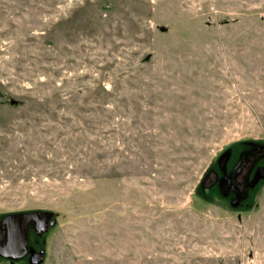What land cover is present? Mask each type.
<instances>
[{"label": "rangeland", "instance_id": "374dc122", "mask_svg": "<svg viewBox=\"0 0 264 264\" xmlns=\"http://www.w3.org/2000/svg\"><path fill=\"white\" fill-rule=\"evenodd\" d=\"M250 143L264 0H0V219L48 215L35 264H264V176L202 189Z\"/></svg>", "mask_w": 264, "mask_h": 264}, {"label": "flooded vegetation", "instance_id": "af4514ba", "mask_svg": "<svg viewBox=\"0 0 264 264\" xmlns=\"http://www.w3.org/2000/svg\"><path fill=\"white\" fill-rule=\"evenodd\" d=\"M247 146L236 154L231 149H226L216 159L214 166L206 171L204 185L202 189L215 192L220 201H228L232 209H238L251 197L252 190L260 177L264 176V145L246 144ZM36 213V212H25ZM24 214V213H23ZM38 220L46 218L45 226H40L36 222H30L26 229L27 245L25 256L16 260H5L9 263L28 258L31 264H35L34 258L38 256L29 246L31 233L39 235L46 229L48 215L39 212ZM2 219V218H1ZM0 219V220H1ZM41 228V229H40ZM6 229L0 225V246L7 244ZM1 258V257H0Z\"/></svg>", "mask_w": 264, "mask_h": 264}, {"label": "water", "instance_id": "95a60500", "mask_svg": "<svg viewBox=\"0 0 264 264\" xmlns=\"http://www.w3.org/2000/svg\"><path fill=\"white\" fill-rule=\"evenodd\" d=\"M38 213H12L0 220V225L6 229L5 246H0V257L5 260L21 259L25 256L27 245L26 229L30 222H36L40 226H45L46 218L38 220ZM53 225V224H52ZM41 229V228H40ZM41 256L34 258L35 263L41 260Z\"/></svg>", "mask_w": 264, "mask_h": 264}, {"label": "trees", "instance_id": "16d2710c", "mask_svg": "<svg viewBox=\"0 0 264 264\" xmlns=\"http://www.w3.org/2000/svg\"><path fill=\"white\" fill-rule=\"evenodd\" d=\"M0 259H2V258H0Z\"/></svg>", "mask_w": 264, "mask_h": 264}]
</instances>
